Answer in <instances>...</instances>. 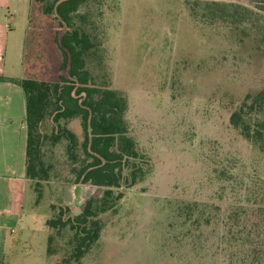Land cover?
Instances as JSON below:
<instances>
[{
  "label": "rangeland",
  "instance_id": "374dc122",
  "mask_svg": "<svg viewBox=\"0 0 264 264\" xmlns=\"http://www.w3.org/2000/svg\"><path fill=\"white\" fill-rule=\"evenodd\" d=\"M206 1L226 4V18L213 19ZM33 8L25 74L57 79L62 58L46 33L52 17H34ZM76 21L95 43L87 58L94 84L127 100L145 171L114 189L122 198L100 211L101 237L80 264H264V153L230 124L234 106L264 87L255 46L264 0H90ZM64 125L83 141L80 119ZM56 129L50 118L41 126L47 179L28 182L20 233L28 264H61L70 233L58 235L47 221L60 206L81 213L106 190L74 183L66 141L52 140Z\"/></svg>",
  "mask_w": 264,
  "mask_h": 264
},
{
  "label": "trees",
  "instance_id": "16d2710c",
  "mask_svg": "<svg viewBox=\"0 0 264 264\" xmlns=\"http://www.w3.org/2000/svg\"><path fill=\"white\" fill-rule=\"evenodd\" d=\"M89 1L33 0L30 24L34 5L39 10L34 17H52L46 33L52 49L60 54L62 62L57 79L25 77L19 81L27 106L28 180H46L48 177L41 155L45 138L41 126L50 118L57 126L52 134L53 142L67 143L66 154L72 164L74 183L106 188L103 197L91 198L81 213L72 216L69 207L60 206L56 208V216L47 221V226L58 235H63L65 231L70 233L68 254L61 264L81 263L101 237L103 224L99 218L100 211L112 201L122 198L121 193L115 196L114 189L121 188L125 181L134 185L145 175L142 167L137 165L144 155L130 135L124 117L126 98L117 90L96 86L87 65L95 43L86 28L78 25L76 14ZM204 5L213 19L226 18V4L206 1ZM255 46L264 54V34L255 39ZM74 119L82 122V142L64 125ZM230 124L264 153V87L248 92L234 106ZM247 220L250 222V219ZM241 225L247 226L244 223ZM251 235L247 234L244 238ZM52 242L53 237L50 236L48 253L51 255L53 250L49 245Z\"/></svg>",
  "mask_w": 264,
  "mask_h": 264
},
{
  "label": "crops",
  "instance_id": "0c3cea01",
  "mask_svg": "<svg viewBox=\"0 0 264 264\" xmlns=\"http://www.w3.org/2000/svg\"><path fill=\"white\" fill-rule=\"evenodd\" d=\"M32 5L33 0H0V256L10 257V264H28L21 258L20 234L29 182L27 106L19 81L27 77L23 63Z\"/></svg>",
  "mask_w": 264,
  "mask_h": 264
},
{
  "label": "built area",
  "instance_id": "2783aa9c",
  "mask_svg": "<svg viewBox=\"0 0 264 264\" xmlns=\"http://www.w3.org/2000/svg\"><path fill=\"white\" fill-rule=\"evenodd\" d=\"M1 230H2V225L0 224V232H1Z\"/></svg>",
  "mask_w": 264,
  "mask_h": 264
}]
</instances>
